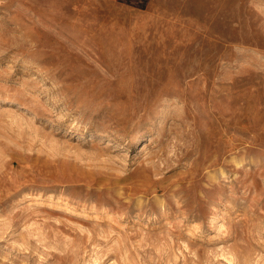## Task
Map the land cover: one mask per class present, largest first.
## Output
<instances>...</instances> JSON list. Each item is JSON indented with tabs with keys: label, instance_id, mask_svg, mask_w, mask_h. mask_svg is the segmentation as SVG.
<instances>
[{
	"label": "rangeland",
	"instance_id": "obj_1",
	"mask_svg": "<svg viewBox=\"0 0 264 264\" xmlns=\"http://www.w3.org/2000/svg\"><path fill=\"white\" fill-rule=\"evenodd\" d=\"M0 264H264V0H0Z\"/></svg>",
	"mask_w": 264,
	"mask_h": 264
}]
</instances>
